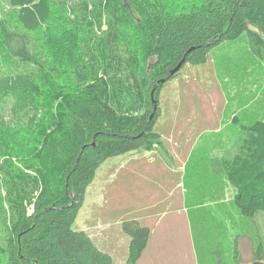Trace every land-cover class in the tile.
<instances>
[{
  "label": "trees",
  "instance_id": "16d2710c",
  "mask_svg": "<svg viewBox=\"0 0 264 264\" xmlns=\"http://www.w3.org/2000/svg\"><path fill=\"white\" fill-rule=\"evenodd\" d=\"M195 2L170 11L151 0H0V264H138L151 236L139 221L122 223L125 263L75 229L97 171L160 140L158 82L185 57L181 70L204 65L215 46L246 34L264 60V0ZM43 83L57 104L39 117ZM26 123L39 137L33 153ZM255 131L232 181L240 203L264 213V125Z\"/></svg>",
  "mask_w": 264,
  "mask_h": 264
},
{
  "label": "rangeland",
  "instance_id": "374dc122",
  "mask_svg": "<svg viewBox=\"0 0 264 264\" xmlns=\"http://www.w3.org/2000/svg\"><path fill=\"white\" fill-rule=\"evenodd\" d=\"M151 1L170 11L196 5ZM207 59L164 84L153 128L160 140L110 158L87 190L75 229L116 263L129 257L122 223L137 220L153 232L138 264H264V213L240 203L232 181L253 152L256 125H264V60L246 34L215 46ZM40 89L39 117L48 116L57 101L46 96L56 91L49 83ZM29 126L20 131L26 151L39 138Z\"/></svg>",
  "mask_w": 264,
  "mask_h": 264
},
{
  "label": "water",
  "instance_id": "95a60500",
  "mask_svg": "<svg viewBox=\"0 0 264 264\" xmlns=\"http://www.w3.org/2000/svg\"><path fill=\"white\" fill-rule=\"evenodd\" d=\"M186 62V57L182 60V62H180V64L175 68L173 69L169 74L168 76H166L165 78L161 79L158 84H161V85H164L165 83H167L169 81V79H171L176 73H178L182 66L185 64ZM157 86L154 87V89L152 90V94H151V98H152V103L154 105L153 107V113L151 114L150 118H149V122L147 124V126L150 124V122L153 120L154 118V115L156 113V110H157V100L155 99L154 97V93H155V90H156Z\"/></svg>",
  "mask_w": 264,
  "mask_h": 264
},
{
  "label": "crops",
  "instance_id": "0c3cea01",
  "mask_svg": "<svg viewBox=\"0 0 264 264\" xmlns=\"http://www.w3.org/2000/svg\"><path fill=\"white\" fill-rule=\"evenodd\" d=\"M100 168H101V167H100ZM146 227H148V226H146ZM152 233H153V232H152V230H151V236H152ZM151 236H150V240H151ZM130 239H131V238H130ZM150 240H149V244H150ZM149 244H148V246H149ZM148 246H147V248H148ZM147 248H146V249H147ZM146 249H145V251H146ZM145 251H144V252H145ZM144 252H143V253H144Z\"/></svg>",
  "mask_w": 264,
  "mask_h": 264
}]
</instances>
